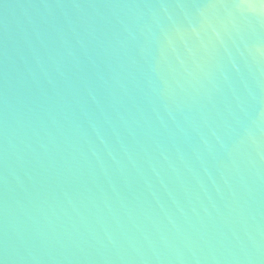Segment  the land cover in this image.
Segmentation results:
<instances>
[{
  "label": "water",
  "instance_id": "obj_1",
  "mask_svg": "<svg viewBox=\"0 0 264 264\" xmlns=\"http://www.w3.org/2000/svg\"><path fill=\"white\" fill-rule=\"evenodd\" d=\"M0 264H264V0H0Z\"/></svg>",
  "mask_w": 264,
  "mask_h": 264
}]
</instances>
